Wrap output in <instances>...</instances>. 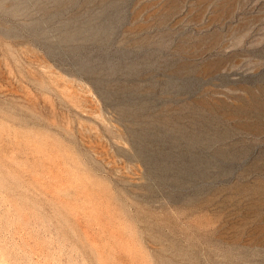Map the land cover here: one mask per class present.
<instances>
[{
	"label": "rangeland",
	"instance_id": "obj_1",
	"mask_svg": "<svg viewBox=\"0 0 264 264\" xmlns=\"http://www.w3.org/2000/svg\"><path fill=\"white\" fill-rule=\"evenodd\" d=\"M0 264H264V0H0Z\"/></svg>",
	"mask_w": 264,
	"mask_h": 264
}]
</instances>
